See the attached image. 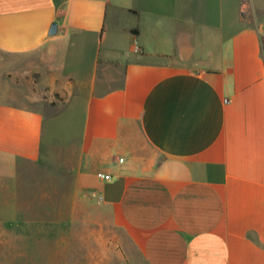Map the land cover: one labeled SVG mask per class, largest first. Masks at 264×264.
I'll return each mask as SVG.
<instances>
[{
	"label": "crops",
	"instance_id": "crops-1",
	"mask_svg": "<svg viewBox=\"0 0 264 264\" xmlns=\"http://www.w3.org/2000/svg\"><path fill=\"white\" fill-rule=\"evenodd\" d=\"M257 11L0 0V264H264Z\"/></svg>",
	"mask_w": 264,
	"mask_h": 264
},
{
	"label": "rangeland",
	"instance_id": "rangeland-1",
	"mask_svg": "<svg viewBox=\"0 0 264 264\" xmlns=\"http://www.w3.org/2000/svg\"><path fill=\"white\" fill-rule=\"evenodd\" d=\"M261 1H264V0H261ZM249 20H250V22L252 21V23H254L255 26H258V28H260L262 30V46H263V50H264V13H261L259 11L250 12L249 13ZM4 57H6V56H4ZM6 58L13 61V63H14L13 70H16L17 68H21V66L24 65V61L19 62V60H20L19 58H14V57H9V56ZM7 81H8V83L13 82L15 84V81L13 80L12 75H9V78L7 77ZM27 90H28V88L26 87V90L24 93H27L28 92ZM12 93H13L12 95L14 96V98H20L21 97L20 96L21 92L20 91L18 92L17 88H14L12 90ZM54 150L55 151H53V152H56L57 156L64 154L63 149L56 148ZM50 155H51V153H50ZM51 156L52 157L46 159L45 161H42L41 166H42L43 170H45V171L49 170L53 174L55 171L57 172L58 169H60V166L57 163V160H56L57 158L54 155H51ZM60 183L62 186L64 185V181L60 180ZM68 187H69V184H68ZM79 215H81V214L79 213Z\"/></svg>",
	"mask_w": 264,
	"mask_h": 264
},
{
	"label": "water",
	"instance_id": "water-1",
	"mask_svg": "<svg viewBox=\"0 0 264 264\" xmlns=\"http://www.w3.org/2000/svg\"><path fill=\"white\" fill-rule=\"evenodd\" d=\"M57 31H58V25L57 24H54L52 26V29H51V34L54 35V34L57 33Z\"/></svg>",
	"mask_w": 264,
	"mask_h": 264
}]
</instances>
